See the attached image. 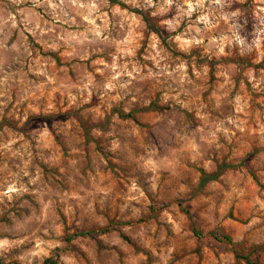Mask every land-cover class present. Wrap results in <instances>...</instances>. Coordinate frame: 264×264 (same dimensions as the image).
<instances>
[{
    "label": "clouds",
    "instance_id": "obj_1",
    "mask_svg": "<svg viewBox=\"0 0 264 264\" xmlns=\"http://www.w3.org/2000/svg\"><path fill=\"white\" fill-rule=\"evenodd\" d=\"M0 264H264V0H0Z\"/></svg>",
    "mask_w": 264,
    "mask_h": 264
}]
</instances>
